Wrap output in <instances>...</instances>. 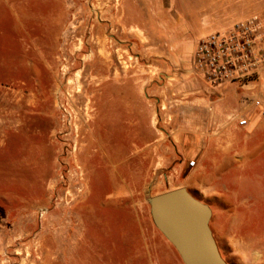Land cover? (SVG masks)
I'll use <instances>...</instances> for the list:
<instances>
[{
	"label": "rangeland",
	"instance_id": "obj_1",
	"mask_svg": "<svg viewBox=\"0 0 264 264\" xmlns=\"http://www.w3.org/2000/svg\"><path fill=\"white\" fill-rule=\"evenodd\" d=\"M256 15L264 0H0V264H100L113 241L116 260L136 252L155 230L148 198L173 187L175 141L214 132L208 94L193 114L183 103L205 85L194 53L167 64V49L202 18L218 30ZM262 84L237 88L250 127Z\"/></svg>",
	"mask_w": 264,
	"mask_h": 264
},
{
	"label": "crops",
	"instance_id": "obj_2",
	"mask_svg": "<svg viewBox=\"0 0 264 264\" xmlns=\"http://www.w3.org/2000/svg\"><path fill=\"white\" fill-rule=\"evenodd\" d=\"M198 23L193 43L180 36L181 40L167 49V64L185 60L186 54L194 53L199 40L215 30L212 26L208 27L210 23L205 22V18ZM166 32L170 41L173 35ZM237 88L236 85H226L213 89L205 84L201 87L194 85L188 91H183L184 97H189L183 103L192 114L196 109L195 105L201 100L197 96L209 95L208 103L213 118L208 126L214 132L209 136L192 132L180 135L175 141L184 152L174 165L171 178L168 177L169 185L173 186L169 190L185 187L196 199L212 209L211 228L223 257L233 259L235 256H255L256 264H264V214L263 209L258 211V203L263 208L264 174L256 172L264 169V120L255 123L253 127H240L237 121L228 122L218 115L222 114L221 106L227 108L226 111L240 110L241 114L244 113L247 101ZM194 119L192 117L191 122L194 123ZM192 161L195 162L194 165L190 164ZM254 206L255 215L251 211ZM253 223L256 225L254 232ZM125 236L130 239V235ZM142 236L143 242L139 249L123 261L110 255V251L113 253L121 245L114 241L106 242L109 255L99 258V263L185 264L175 247L156 227L153 231L142 233ZM226 261L228 264L231 262L228 258Z\"/></svg>",
	"mask_w": 264,
	"mask_h": 264
},
{
	"label": "built area",
	"instance_id": "obj_3",
	"mask_svg": "<svg viewBox=\"0 0 264 264\" xmlns=\"http://www.w3.org/2000/svg\"><path fill=\"white\" fill-rule=\"evenodd\" d=\"M193 63L196 73L210 88L236 85L246 90L256 84L264 72V18L256 15L213 30L199 40ZM255 105L262 106L261 101L256 100ZM233 117L240 127L248 126L243 114Z\"/></svg>",
	"mask_w": 264,
	"mask_h": 264
},
{
	"label": "water",
	"instance_id": "obj_4",
	"mask_svg": "<svg viewBox=\"0 0 264 264\" xmlns=\"http://www.w3.org/2000/svg\"><path fill=\"white\" fill-rule=\"evenodd\" d=\"M155 227L185 264H228L211 228L212 209L185 187L148 198Z\"/></svg>",
	"mask_w": 264,
	"mask_h": 264
},
{
	"label": "bare ground",
	"instance_id": "obj_5",
	"mask_svg": "<svg viewBox=\"0 0 264 264\" xmlns=\"http://www.w3.org/2000/svg\"><path fill=\"white\" fill-rule=\"evenodd\" d=\"M96 57V56H95Z\"/></svg>",
	"mask_w": 264,
	"mask_h": 264
}]
</instances>
